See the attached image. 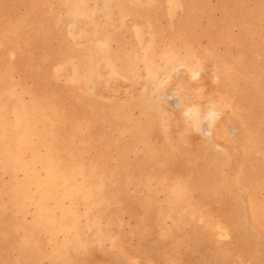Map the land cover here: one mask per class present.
Segmentation results:
<instances>
[{
    "label": "rangeland",
    "instance_id": "1",
    "mask_svg": "<svg viewBox=\"0 0 264 264\" xmlns=\"http://www.w3.org/2000/svg\"><path fill=\"white\" fill-rule=\"evenodd\" d=\"M106 1L0 0V264H264V0Z\"/></svg>",
    "mask_w": 264,
    "mask_h": 264
},
{
    "label": "bare ground",
    "instance_id": "2",
    "mask_svg": "<svg viewBox=\"0 0 264 264\" xmlns=\"http://www.w3.org/2000/svg\"><path fill=\"white\" fill-rule=\"evenodd\" d=\"M72 1V0H71ZM106 1V0H105ZM108 1H106V3H107ZM104 4V3H103ZM141 4V3H140ZM107 5V4H106ZM101 11H99V13H100ZM106 12V11H105ZM78 13H80V12H78ZM77 13V14H78ZM107 13V12H106ZM76 14V15H77ZM95 20V19H94ZM109 21V20H108ZM95 22V21H94ZM79 23V22H78ZM100 24V23H99ZM105 24V23H104ZM77 25V24H76ZM88 25H90V23L88 24ZM102 25V24H101ZM93 26V25H92ZM91 26V27H92ZM143 26V25H142ZM135 27V26H134ZM141 27V26H140ZM139 27V28H140ZM142 28V27H141ZM91 29V28H90ZM97 29V28H96ZM135 30V29H134ZM139 30V29H138ZM140 31V30H139ZM87 32V31H86ZM90 32V31H89ZM89 32H87L88 34H89ZM92 33V32H91ZM94 33V32H93ZM139 34V33H138ZM91 35V34H90ZM93 35V34H92ZM89 36V35H88ZM93 38H94V36H93ZM86 39V38H85ZM85 39H84V41H85ZM103 39V38H102ZM79 41V40H78ZM103 42V41H102ZM84 44V43H83ZM81 45V44H80ZM99 56V55H98ZM101 63V62H100ZM207 63V62H206ZM102 64V63H101ZM105 65V64H104ZM207 65V64H206ZM98 67H99V65H98ZM68 68V67H67ZM106 68H108V67H106ZM61 69V68H60ZM59 69V70H60ZM62 69H63V67H62ZM110 69V68H109ZM216 70V69H215ZM68 71V70H67ZM60 72V71H59ZM109 72H110V70H109ZM100 73V72H99ZM147 73V72H146ZM57 75V74H56ZM109 75V74H108ZM99 76V75H98ZM107 76V75H106ZM109 76H113V75H109ZM108 76V77H109ZM117 77V76H116ZM104 81V80H103ZM104 83V82H103ZM198 83V82H197ZM196 85V84H195ZM218 85V84H217ZM196 87V86H195ZM198 88H199V86H197ZM214 88V87H213ZM133 93V92H132ZM134 94V93H133ZM212 96V95H211ZM107 97V96H106ZM108 97H110V96H108ZM112 98H113V96H112ZM198 102H200V101H198ZM188 107V106H187ZM194 108V107H193ZM202 111V110H201ZM214 112V111H213ZM201 113V112H200ZM18 118V117H17ZM210 119V118H209ZM18 121V120H17ZM17 121H16V123H17ZM30 125V124H29ZM211 126V125H210ZM211 129V128H210ZM215 130V129H214ZM45 131V130H44ZM211 133V132H210ZM6 134V133H5ZM7 136V135H6ZM190 136V135H189ZM33 142V141H32ZM21 146V145H20ZM24 153V152H23ZM38 167V166H37ZM54 168H50L49 169V175L48 176H50V177H52L53 175H52V170H53ZM42 174V173H41ZM52 175V176H51ZM80 180V179H79ZM62 182H63V180H61ZM61 181H59L58 182V184L61 182ZM56 184V183H55ZM104 185V184H103ZM46 186V185H45ZM58 186V185H57ZM48 187V186H47ZM103 187V186H102ZM58 188V187H57ZM63 191V193H64V189H62ZM72 190H73V188H72ZM66 191V190H65ZM50 193H51V191L50 192H47L46 194H48V195H50ZM79 193V192H78ZM78 193H77V195H78ZM68 196V195H67ZM67 198V197H66ZM56 199H58V198H56ZM72 199V198H71ZM66 200H64V202H65ZM60 203V202H59ZM53 205V204H52ZM73 212V211H72ZM50 218V216L47 214V221H48V219ZM52 220V219H51ZM55 223H58V224H62V223H60V222H55ZM116 241V240H115ZM116 244V243H115ZM117 245V244H116Z\"/></svg>",
    "mask_w": 264,
    "mask_h": 264
}]
</instances>
